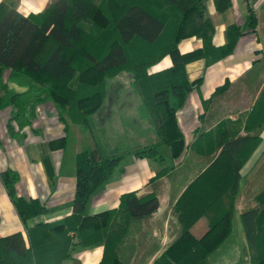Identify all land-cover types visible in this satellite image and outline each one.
Wrapping results in <instances>:
<instances>
[{
  "label": "trees",
  "instance_id": "trees-1",
  "mask_svg": "<svg viewBox=\"0 0 264 264\" xmlns=\"http://www.w3.org/2000/svg\"><path fill=\"white\" fill-rule=\"evenodd\" d=\"M204 0H54L42 13L23 16L16 1L0 3V109L11 106L7 122L10 135L23 138L20 129L30 123L26 111L30 103L51 101L60 119L64 114L82 128L104 104L109 79L120 70L130 74L131 85L141 99L140 115L151 120L156 141L127 152L99 153L84 149L75 156V189L72 213L55 226L38 223L25 228L29 246L20 231L0 236V264H61L71 256L74 245L103 244L99 264H123L115 247L118 233L109 232L113 210L86 214L90 196L108 180L126 154L156 161L165 159L162 146L180 157L185 149L175 112L194 84L185 73V62L196 57L210 61L228 55L243 28H226V43L213 47L214 27L206 14ZM219 11L231 0H215ZM256 18L248 8L246 27L254 30ZM197 36L206 48L180 53L181 39ZM169 55L172 66L151 74L147 69ZM26 90L6 92L3 73ZM227 84L216 88L222 92ZM12 121L19 131L15 130ZM264 128V88L246 120L248 133L220 137V151L176 200L174 210L181 226L179 237L152 264H203L230 234L240 170L261 142ZM64 134L49 139L51 149H64ZM256 131V133H254ZM163 171L154 178L160 177ZM0 179L15 211L27 219L48 211L38 199L16 193L18 172L7 168ZM259 206L240 214L246 242L252 249L251 264H264V188L255 196ZM120 207L128 217L140 219L157 210V197H138L134 192L121 196ZM77 236L74 241L70 233Z\"/></svg>",
  "mask_w": 264,
  "mask_h": 264
},
{
  "label": "crops",
  "instance_id": "crops-1",
  "mask_svg": "<svg viewBox=\"0 0 264 264\" xmlns=\"http://www.w3.org/2000/svg\"><path fill=\"white\" fill-rule=\"evenodd\" d=\"M8 1L0 0V3ZM15 1L17 11L23 16L40 14L54 2ZM203 3L214 27L210 40L213 47L226 43L227 26L235 24L244 30L228 55L214 61L196 57L185 62L188 80L200 79V82L191 87L184 104L175 112L176 123L186 145L184 153L174 158L169 147L163 145L165 159L161 161L126 154L112 176L90 196L87 203L88 215L114 211L109 232L119 235L115 252L123 264H152L179 237L181 226L174 210L176 200L217 156L221 136L231 138L248 134L246 120L264 88V0H231V5L223 11L217 9L215 0H204ZM248 8L256 18L254 30L246 27ZM177 47L180 53H186L206 48V42L201 37L192 36L181 39ZM172 64V58L165 55L149 66L147 73L161 71ZM8 74L6 69L3 79L8 90L24 92V86L7 81ZM224 84H227L225 90L214 94L216 88ZM107 87L104 104L97 114L90 117L88 128L72 122L66 114L63 120L60 119L54 104L44 100L28 105L26 117L30 123L20 129L24 137L17 139L7 129L12 107L0 109V172L7 168L16 170L19 175L17 195L26 199L36 198L48 208L47 212L27 219L24 224L0 179V236L20 231L28 247L26 226L38 223L55 226L64 222L65 217L72 213L75 156L78 152L96 149L102 154L122 153L156 141L151 120L140 115L141 99L131 85V77L114 76L108 80ZM131 97L136 99L132 106L135 117L124 124L121 111L125 107L121 102ZM65 124L68 125L65 148L51 149L49 139L63 135ZM12 125L19 131L13 121ZM128 134L131 142L126 145L121 138ZM260 137L261 142L240 170L233 216L238 214L240 217L241 213L258 207L254 197L264 188V128ZM160 171L163 174L154 178ZM129 192L138 197L154 194L159 202L157 210L140 219L128 217L119 204L121 196ZM251 195L252 199L249 198ZM70 235L77 241L73 232ZM243 239L247 245L244 231ZM102 255V243L86 247L76 244L71 256L61 264H99Z\"/></svg>",
  "mask_w": 264,
  "mask_h": 264
},
{
  "label": "rangeland",
  "instance_id": "rangeland-1",
  "mask_svg": "<svg viewBox=\"0 0 264 264\" xmlns=\"http://www.w3.org/2000/svg\"><path fill=\"white\" fill-rule=\"evenodd\" d=\"M115 76L119 78H123L130 76V74L123 69L120 70V72H118L117 75ZM7 77H8L6 78L7 81H13L9 79V74ZM3 83L6 84L7 82L3 79ZM4 92L5 90H0V95L4 94ZM6 92L14 93L13 91L8 90L7 84H6ZM121 103L125 107V109L121 111V119L124 124H128L129 122H131V119L135 117L134 109L132 106H134V104L136 103V99L131 97L128 98L127 100L122 101ZM96 133L98 134L97 131ZM128 137H130V134H128V136L126 137H122L121 138L122 143L129 145L130 144L129 142L131 141ZM243 182H244V178L243 181L241 182V185H243ZM249 198L252 199V195L249 196ZM251 255H252V249L246 245L243 239V231H242L240 217L238 214H235L232 217V231L230 236L223 242V244L214 253H212L206 259V261L203 264H251L249 260V257Z\"/></svg>",
  "mask_w": 264,
  "mask_h": 264
}]
</instances>
